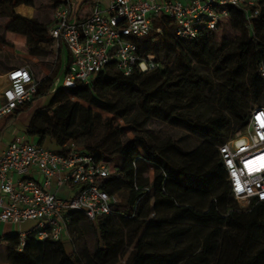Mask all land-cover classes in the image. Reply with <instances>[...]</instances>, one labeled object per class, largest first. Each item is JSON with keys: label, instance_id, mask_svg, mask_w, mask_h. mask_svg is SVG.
<instances>
[{"label": "trees", "instance_id": "1", "mask_svg": "<svg viewBox=\"0 0 264 264\" xmlns=\"http://www.w3.org/2000/svg\"><path fill=\"white\" fill-rule=\"evenodd\" d=\"M65 2L67 0H50V5L55 8ZM19 4L37 8L35 0H0V16L6 18L4 30L24 35L30 55L46 54L43 45L53 40L48 34L51 23L46 18L19 15L15 12ZM229 12L227 24L247 31L251 28L254 35L229 43L227 48L225 45L215 46L212 31L202 32L193 40L178 38L173 34L172 21L159 16L154 22L160 28L157 37L152 35L139 42L143 56L153 54L155 57L160 50L171 51L176 55V62L187 71L191 68L190 61H193L213 66L215 71L226 72L225 84L219 95L225 113L220 112L203 121L188 122L189 128L199 133L203 140L186 152L179 150L169 139L161 143L152 140L153 136L147 130L152 118L167 120L170 116L176 119V108L185 106L178 104L183 99V92L181 95L175 92L173 96L167 94L169 86H182L180 78L175 81L164 66L124 75L113 64H107L89 83L77 81L72 86H56L50 93L54 79L65 74L70 58L67 54L61 61L65 47L61 41L55 52L53 76L38 80L31 100L6 117L0 134L21 112L29 109L33 100L50 93L48 103L32 111L24 133L37 144L58 152H62L67 141L72 140L79 145L91 135L98 117L90 108L70 100V96L112 112L131 129L132 136L120 141L110 152L81 146L112 165L113 160L118 161L113 172L100 182L101 188L110 195L122 188L129 190L125 201L112 204L111 213L95 220L86 219L80 212L69 213V229L85 220L95 225L99 239L94 253L96 259L103 261L124 248L123 228H126L136 243L125 264H180L182 244L193 228L188 224L217 229L224 225L234 198L218 146L245 127L252 109L246 110L249 100L264 106V80L259 72L260 64L264 63V38L260 33L264 23V2L249 24L242 9L231 7ZM6 60L8 56L0 58V65L3 66ZM201 81L200 77L189 81L187 99L191 103H196L197 96L203 91ZM107 92L123 98L124 105L118 107L117 100H104ZM171 97L172 102L169 101ZM230 118L234 119L235 127L228 133ZM182 119L188 120L186 117ZM213 145H217L216 150ZM149 166L154 169L151 180L144 176ZM259 203L264 205V202ZM18 243L16 235L7 240L8 264H84L80 254L73 247L67 251L61 239L39 240L29 234L25 236L21 250L16 249ZM170 244L174 245V250L167 254L153 252ZM205 249L207 251L208 247ZM258 254V260H263L264 251Z\"/></svg>", "mask_w": 264, "mask_h": 264}, {"label": "built area", "instance_id": "2", "mask_svg": "<svg viewBox=\"0 0 264 264\" xmlns=\"http://www.w3.org/2000/svg\"><path fill=\"white\" fill-rule=\"evenodd\" d=\"M90 13L71 18L69 2L54 9L49 36L61 41L70 55L63 86L89 83L107 64L124 75L148 71L157 66L153 54L143 56L139 42L157 37L154 25L159 16L169 18L173 34L193 40L202 32L216 31L230 19L229 9H242L249 24L264 0H91ZM259 72L264 80V68ZM0 85V119L31 100L37 80L26 65L4 72ZM226 179L235 201L264 202V106L249 112L244 131L218 146ZM35 171L40 180L30 176ZM113 172L111 162L97 158L70 140L62 152L24 138L11 140L0 152V221L19 223L33 220L30 230L21 233L17 250L26 235L44 240H60L68 234L70 212H80L88 220L111 213L121 202L100 182ZM60 190L68 191L61 196ZM250 210V209H248Z\"/></svg>", "mask_w": 264, "mask_h": 264}, {"label": "rangeland", "instance_id": "3", "mask_svg": "<svg viewBox=\"0 0 264 264\" xmlns=\"http://www.w3.org/2000/svg\"><path fill=\"white\" fill-rule=\"evenodd\" d=\"M35 5L37 8H34L35 13L33 17L46 18L52 24L55 8L50 5V0H35ZM5 22L6 18L0 16V36L3 38V41L0 42V58L8 56V59H10L5 69L8 70L11 67L26 65L30 68L37 81L41 80L44 76H53L56 68V41L49 40L43 45L44 49L47 50V53L44 55H16L14 54L16 50L26 52V49L24 44L17 40V34L4 30ZM260 33L263 34L264 38V23L263 30ZM211 35L215 46L225 45L227 48L229 47V43L243 41L249 35L254 34L251 28L247 31L243 28H234L226 23L211 33ZM154 58L157 62L156 67L164 66L170 71V76L175 81L179 78L182 80V86L179 88H176V85L169 86L167 94L173 96L175 93L181 95L183 92V99H180L178 104H185V106L179 109L176 108L174 112L178 116H176V119H172L170 116L167 120L152 118L147 124V130L153 136L152 140L161 143L169 139L179 150L186 152L194 146L199 145L203 140L199 133L189 128L188 122L191 120L203 121L208 117L217 116L220 112L225 113L224 109H222L223 107L220 105L219 95L222 85L225 84L226 72L223 70L215 71V67L213 66L193 61H190L191 68L187 71L182 64L176 62V55L171 51L160 50L155 53ZM3 73L4 71L0 72V75ZM64 75L59 74L54 79L50 93L56 86L62 85ZM199 77L202 78L203 91L197 96L196 103H191L187 99L189 96L188 86L191 85L189 81ZM50 93L33 100L29 109L21 112L17 116V119L20 120L22 116L32 112L35 108L47 104L51 96ZM115 97L116 94L114 92H107L105 93L104 100H117L118 107H122L125 100L119 96ZM69 99L78 101L98 114V117L94 121L93 133L79 142L80 147L88 146L107 153L114 149L120 141L132 136L131 129L121 117L79 98L70 96ZM172 100V97L169 98L170 102ZM255 105V102L249 100L246 110L253 108ZM184 117L188 118V120L182 119ZM12 122L7 125V130L13 127ZM234 127L235 121L233 118H230L228 133H231ZM244 129L245 127L241 131H244ZM28 138H30V141H33V138ZM216 146L213 145L215 150ZM117 162V160H113L112 166L115 167ZM153 173V167L149 166L144 176L150 180L153 177ZM128 191L127 188H122L117 192L121 202L126 200ZM231 207V211L226 214L224 225L218 229L188 224V226L193 228L190 234L185 236V242H182V260L180 264H262L264 262V259L258 260V252L264 251V205L256 202L254 199L241 200L240 202L233 200ZM248 209H252V211ZM123 230L124 248L116 255L107 257L103 261L96 259L94 255L99 239L95 225L91 222L85 220L70 229L68 228L67 238H62L61 240H63L67 251L73 247L80 254L84 264H125L129 254L135 247L136 239L126 228H123ZM204 238H206L205 241ZM206 247H208L207 251H205ZM173 250L174 245L170 244L166 248L154 250L153 252L167 254ZM0 264H8L6 252H0Z\"/></svg>", "mask_w": 264, "mask_h": 264}, {"label": "crops", "instance_id": "4", "mask_svg": "<svg viewBox=\"0 0 264 264\" xmlns=\"http://www.w3.org/2000/svg\"><path fill=\"white\" fill-rule=\"evenodd\" d=\"M68 2L71 8V18L72 19L83 18L87 16L91 11V5H92L91 0H68ZM99 4L101 7H105L107 4V0H99ZM15 12L21 16L31 18L33 17V14L35 13V9L34 7L30 5L19 4L15 7ZM17 35H18L17 40L22 42L25 46V43H26L25 36L21 34H17ZM56 44H58V42H56ZM25 49H26V52L16 50L14 54L19 55V56L20 55L21 56H25V55L31 56L28 53L26 46H25ZM67 54H69L68 50L66 49V47H63L62 52H61V57H62L61 61H64V59L67 57ZM9 60L10 59L3 61V66L0 65V72L6 71L5 67L7 66ZM4 83H5V80H4V73H3L2 75H0V85L2 86ZM31 113L32 112L28 113L27 115L22 116L20 120L16 118L12 122L13 127L10 128L9 130H7V126L3 129V131L0 134V152L13 139H16V138H24L27 140L30 139L24 132H25L28 120L31 116ZM6 117L0 119V131L4 127ZM30 176H32L36 180L41 179L40 175L35 171H32ZM59 194L61 196H65L66 194H68V191L60 190ZM34 223L35 222L33 220H23L19 223H13L10 221H0V252H6V244H7V240L9 237L13 235L19 236L21 233L30 230V228L34 225ZM62 238L65 239L67 238V236L64 235Z\"/></svg>", "mask_w": 264, "mask_h": 264}]
</instances>
